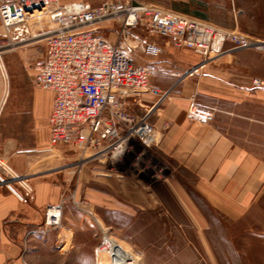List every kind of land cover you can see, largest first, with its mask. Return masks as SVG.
Returning a JSON list of instances; mask_svg holds the SVG:
<instances>
[{
	"label": "rangeland",
	"instance_id": "rangeland-1",
	"mask_svg": "<svg viewBox=\"0 0 264 264\" xmlns=\"http://www.w3.org/2000/svg\"><path fill=\"white\" fill-rule=\"evenodd\" d=\"M136 1L169 7L264 42V0ZM43 49L41 43H34L17 47L2 56L8 84L0 76V107L14 106L18 110L10 121V132L18 130L19 139L25 145L47 138V127L34 129L30 113L31 93L40 89L32 83L31 64ZM241 50L248 53L238 60H224L221 67L229 81L251 86L243 91L244 102L239 107L245 117L254 119L252 128H248L245 120L243 140L245 145L252 146L254 158L259 160L261 184L249 207L244 212L213 210L208 201L215 200L198 193L189 176L181 173V182L200 208L194 212L197 218L189 217L182 210H165L168 206L166 196H162L165 200L161 204L152 193L154 188L162 191L157 179L153 178L163 168L154 151L158 140L144 142L132 135L122 142L121 151L113 154H83L74 147L63 145L57 148L60 151L53 150L62 161H54L52 171L66 175L67 197L56 203L61 206L59 223L46 227L47 233L57 241L54 247L61 253L58 259H35L37 264L107 262L106 256H98L99 248L105 246L106 234L139 257L140 264H264V85L252 84L253 79L264 81V48L236 49L210 62ZM130 53L137 60L145 58L136 51ZM40 96L48 98L44 93ZM197 111L202 119L210 117L207 111L198 108ZM148 186L151 190H146ZM68 220H72L70 223L78 233L76 251L71 249V240L65 251L61 239L54 236L61 231V238L70 236Z\"/></svg>",
	"mask_w": 264,
	"mask_h": 264
},
{
	"label": "built area",
	"instance_id": "built-area-1",
	"mask_svg": "<svg viewBox=\"0 0 264 264\" xmlns=\"http://www.w3.org/2000/svg\"><path fill=\"white\" fill-rule=\"evenodd\" d=\"M112 33L110 38L107 34ZM247 34L222 29L212 22L155 3L103 0L92 6L82 1L0 0V76L8 84L3 55L17 47L41 43L43 51L31 64L35 87L53 93L47 119L48 142L85 153L121 151L122 142L136 135L154 142L158 136L148 118L182 78L198 76L210 60L233 50L264 48ZM161 43L191 51L198 62L174 71V84L160 92L149 85V70L130 51L156 57ZM156 69H160L156 66ZM255 86L264 81L253 79ZM158 95L156 104L138 115L130 100ZM1 109V107H0ZM188 117L201 120L191 101ZM202 120H205L203 118ZM120 149V150H117ZM0 185L11 182L26 193V177L13 172L0 158ZM60 205L47 206L44 227L59 223Z\"/></svg>",
	"mask_w": 264,
	"mask_h": 264
},
{
	"label": "crops",
	"instance_id": "crops-1",
	"mask_svg": "<svg viewBox=\"0 0 264 264\" xmlns=\"http://www.w3.org/2000/svg\"><path fill=\"white\" fill-rule=\"evenodd\" d=\"M59 1H82L92 6L102 2ZM107 36L113 38L110 34ZM161 44L164 51L156 57L145 56L137 60L132 55L135 62L148 68L149 85L160 92L174 84V71L189 68L199 60L191 51ZM247 53L246 50L234 52L229 57L207 63L198 76L182 78L151 111L148 120L158 136L154 151L164 168L153 177L162 191L154 188L152 193L161 204L165 200L162 196H166L168 206L164 207L165 210H182L189 217H195L194 212L200 210L181 182V173L189 176L198 193L215 200L208 201L213 210L244 212L251 204L261 184L257 167L259 160L254 158L252 146L245 145L243 137L245 124L252 128L254 119L239 111L240 104L244 102L242 93L251 86L229 81L221 67L225 61ZM246 82L249 83L248 80ZM34 92L31 93V125L34 129L37 126L45 129L53 93L45 89ZM40 93L48 98H42ZM157 100L156 93H144L135 99L136 102L130 100L129 109L139 115L149 110ZM191 101L198 110L209 112L210 117L203 121L189 118L187 112ZM3 107L0 109V158L13 172L26 177L32 191L24 192L16 182H11V189L0 185V264H37L35 259H58L61 251L54 247L57 241L47 233L43 222L45 208L67 197L66 175L58 170L52 171V163L62 161L53 150L60 151L57 148L63 145L51 147L46 137L31 145L21 143L19 131L10 132V121L18 110L14 106ZM0 175L7 174L0 170ZM148 188L151 190L152 187L148 186L146 190ZM70 221L71 228L67 229L71 231L70 236L66 234V238H61L62 231L54 236L61 239L65 251L71 240V249L76 251L78 233Z\"/></svg>",
	"mask_w": 264,
	"mask_h": 264
},
{
	"label": "bare ground",
	"instance_id": "bare-ground-1",
	"mask_svg": "<svg viewBox=\"0 0 264 264\" xmlns=\"http://www.w3.org/2000/svg\"><path fill=\"white\" fill-rule=\"evenodd\" d=\"M104 240L105 246L99 248L98 256H106L107 262L101 264H140V258L137 257L131 250L119 243L117 239L106 234Z\"/></svg>",
	"mask_w": 264,
	"mask_h": 264
}]
</instances>
